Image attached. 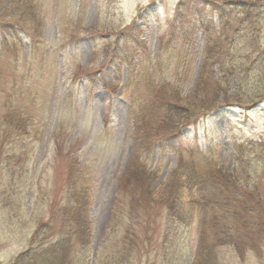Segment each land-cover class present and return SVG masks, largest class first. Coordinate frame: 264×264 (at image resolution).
Here are the masks:
<instances>
[{"label": "rangeland", "instance_id": "rangeland-1", "mask_svg": "<svg viewBox=\"0 0 264 264\" xmlns=\"http://www.w3.org/2000/svg\"><path fill=\"white\" fill-rule=\"evenodd\" d=\"M239 1L33 0L42 18L39 44L31 31H16L0 17V28L8 30L0 36V264L26 250L37 224L64 203L75 161L91 179L92 225L84 262H76L82 254L74 247L73 264H192L198 212L192 210L189 223L168 222L160 201L179 160L204 176L217 168L231 174L249 196V208L237 199L224 208L215 204L214 219L222 227L233 222L226 240L212 239L219 224L206 215L217 264H264V96L236 102H246L251 86L264 91V0H245L252 2L248 9ZM179 4L183 17L173 34ZM25 22L35 31L32 20ZM206 41L216 60L207 66L204 87L221 66L231 105L220 115L188 111L176 123L179 130H167L161 126L165 109L186 107ZM122 42L145 49L134 58L129 54L126 67L110 61ZM170 92L181 101L171 103ZM6 113L28 123L20 128L12 122L15 128L3 119ZM136 114L147 130L138 158L157 172L152 200L130 204L123 196L124 214L109 228ZM202 190L205 204L221 198Z\"/></svg>", "mask_w": 264, "mask_h": 264}, {"label": "trees", "instance_id": "trees-1", "mask_svg": "<svg viewBox=\"0 0 264 264\" xmlns=\"http://www.w3.org/2000/svg\"><path fill=\"white\" fill-rule=\"evenodd\" d=\"M238 3L245 4L248 9L252 2L248 3V1L240 0ZM177 9L178 11L172 24L173 34L174 31L175 33L179 31L178 19L181 20L183 17L180 4ZM0 17L9 18L12 22L11 24L15 26L11 27L15 28L16 31H18L17 28L31 31L36 43H41L40 30L42 27V18L33 0H0ZM26 20H32V23L35 25V31L25 25L28 24V22H25ZM17 22H22V26L17 25ZM175 24L177 25L174 26ZM26 30L24 32L28 33ZM0 32V36L4 38L6 35L5 32H8V30L4 32L3 27H1ZM211 47L210 41H206L205 53L194 91L189 102L186 103V107L184 109L180 107L177 109H165L164 122L161 126L168 125L167 130L171 129L173 131L174 128L179 130L177 122L181 119H187L189 115H184L188 111H202L201 114L217 112L216 114L220 115L223 108L231 105L230 97L227 95L226 88H224V85L228 84L227 79H225L227 76L226 71L222 70L221 66H218L216 74L212 75L213 80L209 84L208 89L204 87V82L207 77V66L216 60L214 55L209 52L208 48ZM126 51H130V53H126ZM144 51V47L138 44L136 45V43L131 45H128L127 42H122L120 45L117 43L116 49H113L111 55L112 57L114 55L117 57H111L110 61L117 66L120 64L126 67L129 66V60H127L129 54L134 58ZM236 83L239 84L237 81ZM247 92L248 97H245L246 102L238 99L239 101H236L238 104L247 105L248 102L264 96V91H258L253 86L249 87ZM156 96L163 98V95L159 92L156 93ZM168 97H170L171 103L173 102V104L181 101L178 94L174 92H170ZM3 119L7 124L13 125V127L17 125L22 128V125L28 123L26 117L18 116L14 119V116L8 113L4 115ZM134 123V126L130 129L133 136L131 141L132 151H130V158L125 171L118 180L117 190L110 211L109 228H112L114 226L113 224L124 214L121 210L123 196L128 195L130 204H149L152 200L153 192L151 191V185L156 178L157 172L156 169L148 168L145 163L140 162L137 154L140 144L145 138L143 134L147 131L146 123L142 116L138 114L135 116ZM162 141L164 143L167 140L162 139ZM214 169L215 166L212 170ZM88 174L86 166L80 162L75 161L69 164V170L64 183V203L56 211L50 213L49 219L40 221L37 224L28 241L27 249L17 254L10 264H73L75 260L71 252H73L74 247L80 249L82 254L81 259H77L76 262H84L83 258L89 249L92 225L88 218L91 203V179ZM172 177L173 181L168 191L160 200L162 205L166 206L168 222L179 221L181 223H189L192 210L198 212L197 247L192 264H217L213 243L212 241L209 242L210 239L206 236L207 230L205 227L208 223L206 215L209 216L211 223L217 226L221 221L219 220L218 222L214 219V216L217 218V215H219L215 213L217 209L216 207L214 208L215 204H220L224 208L223 204L237 199V202L240 201L239 203H242L244 208L248 203L247 207L249 208V196L245 193L244 189L238 188L234 176L222 172L218 168L214 172L204 176L196 173L192 166L179 160L172 170ZM203 187L212 190V195H221V198L210 200L209 203L205 204L204 197L208 195L204 194ZM232 212L231 216L235 219L238 212L237 210ZM54 220H58L56 226H54ZM223 223L226 224L225 227H222V223L219 224L215 229V234L212 236V239H228V236L224 237L223 234L227 230H234L233 222ZM46 238L49 239L48 242L45 241ZM228 242L235 245L234 241ZM38 246L42 247V249L35 251V248Z\"/></svg>", "mask_w": 264, "mask_h": 264}]
</instances>
